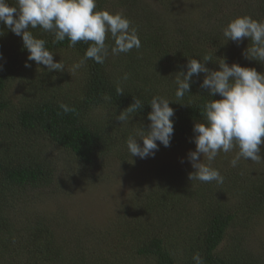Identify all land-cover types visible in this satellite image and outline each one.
<instances>
[{
  "label": "trees",
  "instance_id": "16d2710c",
  "mask_svg": "<svg viewBox=\"0 0 264 264\" xmlns=\"http://www.w3.org/2000/svg\"><path fill=\"white\" fill-rule=\"evenodd\" d=\"M198 1L181 0L179 6L177 0H97V10L123 11L139 38L145 40L139 49L127 54H109L103 64L88 59L74 74L71 67L84 57L88 44L78 42L69 47L67 38L54 44L52 33L31 29L47 41L51 51H67L71 57L56 61L66 63L65 70L48 71L42 65L39 76H34V70L25 67V62L30 61L22 38L0 24V264H28L23 259L26 252L34 253L33 262L40 264H128L126 257L123 259L112 249H108L112 253L107 258L102 257L101 251L83 258L72 251L80 233L77 229L73 230V240L70 236L68 242H61L43 220L36 222L33 229L30 222L22 227L23 219L15 213L21 210L26 188L37 191L54 180L53 164L47 163L42 147L52 146L84 165L93 164L105 146L111 144L108 135L119 122L115 117L134 103L133 97L144 105L131 119L144 118L148 125L150 99L157 95L168 98L174 110L170 145L194 144L193 127L203 122L204 105L220 97L209 96L208 90L201 87L205 74L200 73L192 77L189 93L177 99L175 80L178 73L186 72L179 58L202 59L208 55L212 61L205 62V67L210 70H219L218 63L223 58L229 66L235 63L263 73L262 61L245 55L251 41H225L222 30L239 15L264 20V0H202L205 5L195 8ZM9 3L14 5L15 0ZM194 14L201 15L202 21L194 19ZM151 23H188L194 30L186 34L179 29L186 35L180 41L163 30L152 33L139 29L148 28ZM192 23L214 25L200 31ZM113 43L108 34L106 44ZM206 47L214 51L213 56ZM125 73L129 74L127 80L122 79ZM69 75L74 76L75 86ZM61 104L74 110L64 113ZM114 139L121 138L114 133ZM260 147L264 159V146ZM121 157L125 160L131 156L125 149ZM231 159H223L229 165L218 169L224 177L222 184L190 180L191 173L187 172L182 178L151 186L154 197L146 198L151 201L143 202L145 208L140 201V212L132 214L119 232L124 247L145 259L144 264H195L196 253L204 264H264L263 257L245 246V226L264 212V162L241 159L232 167ZM149 215L156 217L151 225L141 220ZM242 221V229L238 230Z\"/></svg>",
  "mask_w": 264,
  "mask_h": 264
},
{
  "label": "clouds",
  "instance_id": "9594fccd",
  "mask_svg": "<svg viewBox=\"0 0 264 264\" xmlns=\"http://www.w3.org/2000/svg\"><path fill=\"white\" fill-rule=\"evenodd\" d=\"M0 24L22 38L28 51L27 61L44 65L48 71H63L65 65L61 60L54 61V52L46 46L47 41L38 38L31 29L40 28L52 33L54 44L66 38L69 47H75L78 42L88 44L84 57L72 66L73 72L84 67L88 59L103 64L109 54H127L142 46L137 29L131 26L132 22L124 12L97 10V0H15L14 5L9 0H0ZM222 31L225 41L239 44L247 38L251 44L245 55L264 61V20L239 15L231 19ZM108 34L114 42L111 46L106 44ZM0 59H3L2 54ZM208 61H212L208 55L202 59H188L186 72L178 73L175 80V96L182 99L189 93L192 77L200 73L205 74L201 87L206 88L211 97L219 95L220 99H211L204 105V120L193 127L195 151L187 155L194 169L190 180L222 184L224 177L212 166L220 152L228 153L238 148L230 161L232 167H236L241 159L264 162L260 155V146L264 144V73L235 63L229 66L224 59L218 63L219 70H210L205 67ZM2 67L0 65V70ZM25 67L31 65L25 62ZM122 79H129V74L125 73ZM117 92L122 94L123 90L118 88ZM133 100V104L115 117L120 123H129L132 115L143 107L144 103L139 98L133 97ZM170 103L164 96L150 99L147 130L139 128L126 140L131 156L141 159L154 156L158 150L157 142L164 147L170 146L174 132L171 119L174 110ZM60 108L64 113L74 110L65 104ZM137 138L142 140V144L137 143ZM202 157L207 162H202ZM193 260L195 264H204L199 253L193 255Z\"/></svg>",
  "mask_w": 264,
  "mask_h": 264
},
{
  "label": "rangeland",
  "instance_id": "374dc122",
  "mask_svg": "<svg viewBox=\"0 0 264 264\" xmlns=\"http://www.w3.org/2000/svg\"><path fill=\"white\" fill-rule=\"evenodd\" d=\"M201 1H198L195 8L205 5ZM203 1L206 3V0ZM177 3L180 6L181 0H177ZM193 17L202 21L201 15L194 14ZM192 25L198 26L197 30L205 31V28L211 29L214 24L192 23ZM139 29L152 33H160V30H163L174 40L180 41L186 38V35L179 29L186 34L194 30L188 26V23H151L148 28L142 26ZM207 34L210 33L207 32ZM139 39L143 43L145 37ZM238 46L241 48V45ZM206 49L212 52V56L214 55L211 48L206 47ZM59 57L66 59L70 55L67 51H56L53 55L54 61H57ZM215 57L219 56L215 55ZM184 59L179 58V61L183 63V70L186 71L188 58ZM28 63L32 65L34 76H39L38 70L42 65L34 61ZM261 68L264 73V61H262ZM70 71L72 74L75 73L72 67ZM68 77L72 79V85L75 86L74 76L69 75ZM72 85L70 89L73 90ZM139 120L134 117V120L130 119L129 123L118 122L117 127L112 129L111 134L108 135L111 144L105 146L95 162L90 165L80 163L68 152L52 149V146L42 147L48 156L47 163L53 164L52 179L54 180L47 187L37 191L25 189V200H22L19 206L21 210L15 213L16 217L23 219L22 227L26 222H30L33 229L36 222L43 220L45 224L50 225L51 230L61 242H68L70 236L73 240V230L77 229L80 233L77 234L76 244L72 251L77 252L83 258H88L94 251H101L102 257L107 258L110 257V253L117 250L123 259L127 258L128 264H144L145 259L133 254L129 247H124L119 240V232L125 228L132 214L140 212L139 202L141 201V206L145 208L143 202L151 201V198H146L154 197L151 186L155 187L156 184L160 185V182L166 179H179L184 173L194 172L187 154L195 151V144L164 147L157 142L158 150L155 151L154 156L141 159L131 156L128 152L130 159L123 160L121 155L125 149L127 150L126 135H135L139 128L143 130L148 128V123L144 118H141L140 124ZM121 129L126 130L121 132ZM114 133L120 136V141L114 139ZM262 140H264L263 137ZM137 143L142 144V140L137 138ZM122 148L124 149L119 152L118 150ZM109 151L112 152L109 153ZM236 152V148L228 153L220 152L212 162V166L223 170L229 165L223 159H231ZM202 162H207L206 158L202 157ZM164 169L170 172L167 173ZM64 219L68 220L65 222ZM141 220L151 225L156 222V217L154 215L142 216ZM242 226L243 221L238 223L237 229L241 230ZM245 232L247 233L245 246L249 249L248 251L264 258V212L245 226ZM108 249H112V252ZM35 256L34 253L26 252L23 259L28 264H40L33 262Z\"/></svg>",
  "mask_w": 264,
  "mask_h": 264
}]
</instances>
